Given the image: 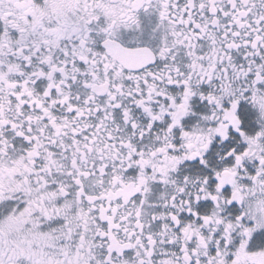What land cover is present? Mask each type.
<instances>
[{"label":"snow or ice","instance_id":"6c2138e0","mask_svg":"<svg viewBox=\"0 0 264 264\" xmlns=\"http://www.w3.org/2000/svg\"><path fill=\"white\" fill-rule=\"evenodd\" d=\"M0 264H264V0H0Z\"/></svg>","mask_w":264,"mask_h":264}]
</instances>
